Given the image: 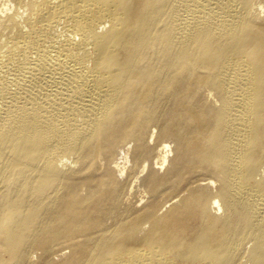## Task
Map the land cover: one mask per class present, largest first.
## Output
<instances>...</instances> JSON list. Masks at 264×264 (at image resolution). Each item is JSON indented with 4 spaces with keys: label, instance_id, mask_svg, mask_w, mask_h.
Wrapping results in <instances>:
<instances>
[{
    "label": "bare ground",
    "instance_id": "6f19581e",
    "mask_svg": "<svg viewBox=\"0 0 264 264\" xmlns=\"http://www.w3.org/2000/svg\"><path fill=\"white\" fill-rule=\"evenodd\" d=\"M0 264H264V0H0Z\"/></svg>",
    "mask_w": 264,
    "mask_h": 264
}]
</instances>
